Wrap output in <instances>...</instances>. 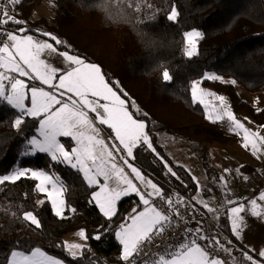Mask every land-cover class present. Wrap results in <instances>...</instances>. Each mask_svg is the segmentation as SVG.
Masks as SVG:
<instances>
[{
    "label": "trees",
    "instance_id": "16d2710c",
    "mask_svg": "<svg viewBox=\"0 0 264 264\" xmlns=\"http://www.w3.org/2000/svg\"><path fill=\"white\" fill-rule=\"evenodd\" d=\"M41 1L21 0L15 6V15L27 22L28 33L46 40L40 33H51L64 42L57 46L59 51L68 50L99 65L110 85L128 102L134 118L146 123L155 153L141 146L134 150L133 164L166 194L177 192L198 207L201 214L194 217L193 227H200L205 235L223 244L231 240L240 245L226 219L214 224L193 201L197 188L192 176L157 144L156 134L171 133L174 140L184 141L202 155L206 145L229 142L230 137L208 121L202 106L192 101L194 81L224 96L235 114L264 125V104L255 110L235 87L248 94L264 90L262 0H54L48 17L30 20ZM172 7L178 12L174 21L167 18ZM194 30L200 31L202 38L196 54L189 57L182 51L184 34ZM164 69L172 76L169 82L162 79ZM207 73L225 81L206 80ZM20 115L0 100V176L15 166L55 173L65 188V210L62 218L55 216L31 178L0 184V264H7L13 251L31 253L36 248L66 264H125L115 233L137 198L131 195L119 200L111 220L103 216L92 200L96 188L90 187L80 172L52 161L46 153L23 155L26 143L36 134L38 120L25 117L17 129L14 121ZM26 212L38 218L39 228L23 219ZM78 230L86 233L87 243L78 256L72 257L65 250L64 238ZM97 235L99 239L94 238Z\"/></svg>",
    "mask_w": 264,
    "mask_h": 264
},
{
    "label": "snow or ice",
    "instance_id": "6c2138e0",
    "mask_svg": "<svg viewBox=\"0 0 264 264\" xmlns=\"http://www.w3.org/2000/svg\"><path fill=\"white\" fill-rule=\"evenodd\" d=\"M20 3L21 0H0V36L4 37V40L0 41V100L6 101L13 109L20 112L21 115L14 121L15 128H20L25 117L39 122L40 139L33 137L29 140L31 152L25 154L47 153L52 161L66 164L82 173L83 179L90 187L98 185L100 190L93 194L92 200L103 216L111 220L116 215L117 202L122 197L135 194L139 198V204L143 205V209L139 212L133 209L135 214L128 218L131 223L121 224L120 229L115 233L116 239L122 245L121 259L128 261L140 253L146 241L152 242L153 234L164 233L172 223V217L181 215L177 205L184 207L187 206V202L178 194H166L152 179L130 163V160L135 159V149L146 146L155 153V148L146 131V123L134 118L128 102L121 98L113 85H110L99 65L86 62L84 58L70 54L68 50L59 51L57 46L63 45L64 42L51 33L41 32L40 35L47 37V40L41 41L27 34L29 29L26 27L16 29L7 27L11 24L27 23L11 14L7 7L11 5L14 9ZM177 15L176 8L172 7L167 18L174 21ZM201 38L200 31L194 30L184 34L187 45L186 55L191 57L196 54L197 42ZM45 51L58 53L65 62V68H57L42 59L41 56ZM162 79L166 82L172 80L167 69L163 70ZM204 79L224 82L217 74H206ZM28 82H38L40 86ZM230 83L234 85L236 81L232 80ZM124 95L126 96L127 93ZM209 96H214L220 103L208 112V118L213 122L227 118L231 131L243 132V146L245 148L250 146L253 155L260 152L261 147L264 146V136L247 129L227 107L224 96L204 91L200 87V81L191 84L192 101L204 105L206 110L209 105L205 103V98ZM29 100L30 106L26 104ZM132 108L135 109L134 103ZM135 111L138 113L139 109ZM90 114H94L95 123ZM96 124L111 130L108 138L111 148L101 137V129ZM60 137L70 138L75 142V146L70 150L66 149L60 142ZM118 157L140 186H137L126 174L125 167L117 162ZM164 166L173 177L180 179L166 162ZM21 177H30L37 181L35 185L37 192L47 194L55 215L63 217L65 201L61 196L65 188L58 179L43 170L16 169L10 175L0 177V184L6 181L15 183ZM219 179L224 183L226 190L225 177L221 176ZM197 186L199 192L198 181ZM155 199L163 201L169 212L165 213L162 208H158L153 203ZM193 199L208 213L218 211L199 195ZM258 200L264 201V192L260 193ZM258 200L253 198L248 209L238 201H227L228 205H235L228 209V219L231 232L237 240L242 238L243 229L246 227L245 216L242 213L248 211L250 215L264 219V207L258 204ZM40 203L43 204L44 201ZM23 219L30 221L37 228L40 227V221L32 212H26ZM195 232L197 239L207 241V247L199 244L197 239L186 238L170 249L166 255H159L153 264H222L220 258L211 256L208 248L215 246L229 253L230 248L225 247L216 237L203 234L199 228ZM78 235L85 240L88 238L83 230ZM94 238L100 237L97 235ZM227 244L232 245V241H227ZM65 247L75 257L76 252L72 250L82 249L84 246L71 244ZM251 253H255V256L261 259L258 261ZM242 259L247 264H264V249L259 252L251 248L242 250ZM8 264H63V262L36 248L30 255L13 251Z\"/></svg>",
    "mask_w": 264,
    "mask_h": 264
},
{
    "label": "rangeland",
    "instance_id": "374dc122",
    "mask_svg": "<svg viewBox=\"0 0 264 264\" xmlns=\"http://www.w3.org/2000/svg\"><path fill=\"white\" fill-rule=\"evenodd\" d=\"M53 4H54V0H42L41 3L34 10L30 20L37 21L38 18L48 17L50 9L53 7ZM18 27L28 28L27 23H26L24 25H16V26H14L13 29H16ZM37 32L39 33V31H37ZM30 35H32V34H30ZM48 42H50V41H48ZM186 46L187 45L185 42L183 45V49H182L184 55H186V53H185ZM186 56H188V55H186ZM41 58L44 59L47 63H49V64H51L57 68H61V69L65 68V62L63 61L62 57H60L58 55V53H52L49 51H45L42 54ZM223 81H225V80H223ZM28 83H30V84L35 83L36 86H40L38 82H28ZM6 84H7V82H6ZM200 87L206 92H211V93L216 94L215 92L209 90L208 88L203 87L202 84H200ZM235 87H236V90H237L239 96L243 100L249 102L255 108V110H257L258 108H261V106L264 104V90H260L256 93H253V94H248L243 89H241L238 85L235 84ZM46 90L51 91V89H46ZM216 95H218V94H216ZM196 103H198V102H196ZM205 103H207L209 105V108L207 110L205 109L204 105H202L200 103H198V104H200L202 106V108H204V110L206 111L205 116H206L207 120L210 122H213V120L208 118V112L212 111L213 107L216 105H219L220 102L217 101L214 96H209V97L205 98ZM26 104H28L30 106V100L26 101ZM227 107H229L231 109L228 101H227ZM16 111H18V110H16ZM232 112H233V110H232ZM234 115L236 116V118L241 123L244 124V126L247 129H249L252 132H258L260 136H264V125L260 126V125L256 124L253 120H251L247 116L237 115L235 113H234ZM90 116L93 118V121L95 123L94 114H90ZM213 123L218 125V127L221 128L224 131V133L230 137V139H229V142L227 144L213 143V144L204 146L203 147L204 148V150H203L204 154L203 155L200 153H196V152L192 151L190 149V147L184 141L174 140V135L171 133H165V132L157 133L156 134L157 135L156 142H157V144H160L164 147V150L167 152L168 156L170 155L169 157L171 159H173L172 161H174L176 165H180V166H183L184 168H186L188 170L189 174L192 176V179H193V177L196 178L195 180L193 179V181L196 184V188H197L195 193L193 194L194 195L193 197H196L199 195L202 199L209 201L210 206L212 208L217 209L218 208L217 204L223 203L222 197H230L229 192H228L229 189H231V192L233 190H236V192L238 191L239 195H241V194L246 195L247 193H249L247 191V189L245 188V185H244L246 175H245V177L243 176L244 171H242L241 168L243 166H245L246 164H248L249 162L256 161L257 160L256 158H258V160L260 162H264V146L261 147L260 152H258L256 155H253L250 146H249V148H245L243 146V144H244L243 132L239 131L238 133L241 134L242 137L240 140L236 139L235 136H236L237 132H233L230 130V124H229L227 118H225L223 121H216ZM96 126L101 129V137L103 139H105L106 143H109V147L111 148V142L108 139L109 134L108 135L105 134L104 129H103V128H106V126H102L99 124H96ZM38 130H39V122H38V126L36 129V134L34 137H36L37 139H40L39 134H38ZM32 138L33 137H31L29 140H31ZM59 139H60V142L63 143L65 145V148L68 150H70L72 147L75 146V142L72 141L70 138L60 137ZM29 140H28V142H29ZM28 142L26 143V146H25L24 152H23V155H25V157L33 156V154H25L26 152L27 153L31 152V146L29 145ZM116 143H118V142H116ZM144 147L147 149L146 146H144ZM149 151H151V150H149ZM117 162L120 163L121 166H124L123 162L121 160H119V157L117 158ZM130 163L133 164L132 160H130ZM61 164H63V163H61ZM134 166H136V165H134ZM124 167H125L126 174H128L129 177L131 179H133V182L136 183L137 186H140L139 182L136 181L135 178L131 175L130 170L126 166H124ZM16 169L37 170V169H33L30 166H23V167L15 166L9 173L4 174V175H10ZM226 169L229 171L225 172ZM237 169H239L238 172H237ZM50 174H52L54 176V178H56L60 181V179L58 178V176L55 173H50ZM4 175H1L0 177H2ZM221 176H224L226 181H227V189L226 190H225L224 183L221 182V180L219 179ZM146 177H148V176H146ZM28 178H30V177H28ZM148 178H150V177H148ZM197 181L199 183V192H198ZM35 182L38 183L37 181H35ZM100 183L102 184L103 181L101 180ZM60 184H62L61 181H60ZM57 186L59 187L60 185H57ZM49 188H51L50 185H49ZM99 190H100V188L98 187L96 192H98ZM141 190L144 191L143 188H141ZM226 191H227V194H226ZM130 195H135V194H130ZM130 195H128V196H130ZM40 196H41V200H44V199L48 200L47 194H40ZM61 198L63 199V193H62ZM122 198H124V197H122ZM227 200H229V199H227ZM39 202H40V200H39ZM48 202L51 205V202L49 200H48ZM93 202L95 203L94 200H93ZM51 208H52V205H51ZM64 210H65V204H64V209H63V216H64ZM52 212L55 215L53 208H52ZM132 214L134 215L135 213L129 214L126 217V220L124 219L125 221L123 220V222L121 224H125V223L130 224L131 221L128 218ZM58 218H62V217H58ZM210 220L212 221L211 218H210ZM80 231L81 230H78L76 232H72V233L67 234L64 238L65 245L80 244V245L85 246L87 242L85 239H82L78 235V233ZM239 244L240 245H238V244H232V245L224 244L225 247L230 248V253L226 252L227 256H228V260L226 262L222 261V264H233V262H237V260L238 261L243 260L242 259V250L244 247L242 246L241 243H239ZM235 248H236V250H235ZM65 250L70 256H72L70 251L66 247H65ZM72 251H75L76 256H78L80 254L81 249H74ZM19 253H21V252H19ZM121 253H122V245H121ZM23 254L30 255L31 253H23ZM9 259H10V256H9ZM9 259H8V261H9ZM7 264H8V262H7ZM63 264H66V263L63 262Z\"/></svg>",
    "mask_w": 264,
    "mask_h": 264
},
{
    "label": "built area",
    "instance_id": "2783aa9c",
    "mask_svg": "<svg viewBox=\"0 0 264 264\" xmlns=\"http://www.w3.org/2000/svg\"><path fill=\"white\" fill-rule=\"evenodd\" d=\"M11 14L15 15V8L13 6L7 5ZM15 26V24L8 25L7 27L11 29V27ZM4 37L0 36V41H3ZM245 188L249 192V194H253L260 187H264V165L252 170L246 175V179L244 182ZM169 194H178L187 202V206L181 207L177 205L179 211L181 213L180 216H173L172 223L166 228L165 232L160 235H154L151 243L147 241L142 246V250L138 255H134L132 259L127 264H153L159 255L167 254V252L172 249L174 246L180 244L185 241V239H197V234L194 228L191 225L194 217L201 214V211L198 207L185 196L172 192ZM153 203L158 207L162 208L165 213L169 212L168 207L164 204L163 201L158 199L153 200ZM133 209L138 210L136 205H132L130 210L127 212L126 216L134 213ZM125 216V217H126ZM197 242L202 246L207 247V241L197 239ZM209 253L212 257H218L221 261H227L228 257L224 251L219 250L217 247L213 246L208 248Z\"/></svg>",
    "mask_w": 264,
    "mask_h": 264
},
{
    "label": "crops",
    "instance_id": "0c3cea01",
    "mask_svg": "<svg viewBox=\"0 0 264 264\" xmlns=\"http://www.w3.org/2000/svg\"><path fill=\"white\" fill-rule=\"evenodd\" d=\"M263 4H264V0H262ZM13 27H11V29H13ZM29 34V33H28ZM38 40H46V39H41V38H37V37H34ZM6 102V101H5ZM7 103V102H6ZM260 108H258L257 110H259ZM204 110V108H203ZM205 112V115H206V111L204 110ZM206 118V116H205ZM207 119V118H206ZM110 131V135H111V130L108 129ZM109 135V136H110ZM236 139L240 140L241 139V134H239L238 132L236 133ZM170 156V155H169ZM257 160L256 161H253V162H249L248 164H246L245 166H243L241 168L242 171H244L243 173V176L245 177V175H247L249 172H251L252 170L260 167L261 165H264V162H260L258 160V158H256ZM173 160V159H172ZM174 162V161H173ZM175 163V162H174ZM183 167V166H182ZM184 168V167H183ZM187 172L188 170L186 168H184ZM143 173V172H142ZM189 173V172H188ZM81 175L83 176V174L81 173ZM95 187L96 189L94 190L93 194L97 191V188L99 186H93ZM229 195L230 197H222L223 198V203H218V211L217 212H213V213H208L200 204H198L208 215L209 217L212 219V222L214 224H218L222 221H224L226 219L227 221V224L231 230V226H230V221L228 219V209L230 207H233L235 205H228L227 204V199L229 200H233V201H238L239 203H242L245 205L246 209H248V205L250 203V201L253 199V198H256L258 200V197L260 195V193L264 192V187H260L258 190H256L253 194H249V193H245L246 195H239V192L236 190H233L231 192V189H229ZM131 196V195H130ZM136 198H137V204L138 205H141L139 204V198L134 195ZM193 201L195 202V200L193 199ZM196 203V202H195ZM137 204H134L138 207V210L137 212H139L140 210L143 209V205H141L140 207L137 205ZM258 204L261 205V207H264V201H259L258 200ZM98 207V206H97ZM133 215V214H132ZM242 215L245 216V223H246V227H244L243 229V232H242V238L238 241H240V243L242 244V246L247 250L249 248L251 249H255L256 252H259L261 249H264V219H260V218H257L255 216H252L249 214L248 211H246L245 213H242ZM128 216V215H127ZM126 216V217H127ZM126 217H125V220H126ZM124 220V221H125ZM197 227H199V225H195ZM195 228V227H194ZM199 229H201L199 227ZM203 233V232H202ZM205 234V233H203ZM155 234H153L154 236ZM241 246V247H242ZM242 247V248H243ZM236 250V248H235ZM226 253V252H225ZM227 254V253H226ZM254 255V258H257L258 260H260L261 258H259L258 256H255V253H251ZM122 255V253H121ZM134 257V256H133ZM132 257V258H133ZM130 258V259H132ZM130 259L128 261H125V264H127V262L130 261ZM124 261V260H123ZM232 263V262H231ZM234 264V262H233ZM235 264H247L246 261H243V260H237V262H235Z\"/></svg>",
    "mask_w": 264,
    "mask_h": 264
},
{
    "label": "bare ground",
    "instance_id": "6f19581e",
    "mask_svg": "<svg viewBox=\"0 0 264 264\" xmlns=\"http://www.w3.org/2000/svg\"><path fill=\"white\" fill-rule=\"evenodd\" d=\"M132 258V257H131Z\"/></svg>",
    "mask_w": 264,
    "mask_h": 264
}]
</instances>
